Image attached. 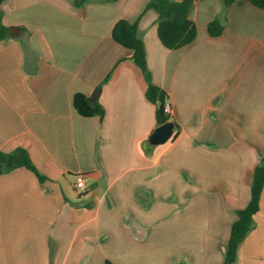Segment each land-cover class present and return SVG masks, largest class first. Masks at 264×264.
Here are the masks:
<instances>
[{"label":"crops","instance_id":"crops-1","mask_svg":"<svg viewBox=\"0 0 264 264\" xmlns=\"http://www.w3.org/2000/svg\"><path fill=\"white\" fill-rule=\"evenodd\" d=\"M150 2L3 0L17 29L0 41V150L25 148L41 177L0 174V264H224L264 156V9L195 0L197 37L168 49ZM122 19L137 26L147 72L112 36ZM150 83L176 123L156 146ZM96 89L102 119L74 106ZM234 264H264V185Z\"/></svg>","mask_w":264,"mask_h":264},{"label":"trees","instance_id":"trees-1","mask_svg":"<svg viewBox=\"0 0 264 264\" xmlns=\"http://www.w3.org/2000/svg\"><path fill=\"white\" fill-rule=\"evenodd\" d=\"M86 0H75L76 4ZM195 0H151L147 7H152L158 12V36L162 44L168 49H176L187 45L195 40L198 34L195 22L190 18V10ZM235 0H224L226 6ZM254 6L264 9V0H249ZM0 0V41L9 37V29L3 23ZM224 24L215 19L208 24V32L211 36H219ZM112 36L116 42L133 50L134 62L147 72L146 58L143 42L137 36V26L127 20L118 21ZM147 98L156 105V118L158 126L174 121L172 115L165 112V105L169 102L168 95L154 84H149L146 91ZM74 106L82 116L105 115L103 106L96 100L91 99L84 93L74 96ZM176 128V123H175ZM18 167H26L41 177L30 155L25 148L18 147L11 152L0 150V174L9 172ZM264 185V156L261 163L256 167L252 182V197L248 206L237 211L238 219L234 222L228 242L224 264H234L238 254L240 243L245 239L254 226V215L260 208V195ZM108 264H110L108 262Z\"/></svg>","mask_w":264,"mask_h":264},{"label":"water","instance_id":"water-1","mask_svg":"<svg viewBox=\"0 0 264 264\" xmlns=\"http://www.w3.org/2000/svg\"><path fill=\"white\" fill-rule=\"evenodd\" d=\"M17 27H10L9 31L10 34L14 35V30H16ZM100 89H96L93 96L91 97V100L94 101L96 98H98L100 94ZM175 131V122L174 121H168L158 127H156L153 132L148 137V142L152 146L164 144L168 142L174 135Z\"/></svg>","mask_w":264,"mask_h":264},{"label":"built area","instance_id":"built-area-1","mask_svg":"<svg viewBox=\"0 0 264 264\" xmlns=\"http://www.w3.org/2000/svg\"><path fill=\"white\" fill-rule=\"evenodd\" d=\"M165 112L169 115H172V107L171 103L167 102L165 105ZM87 178L84 174H78L75 177V189L79 194H82L86 191L87 186H86Z\"/></svg>","mask_w":264,"mask_h":264}]
</instances>
